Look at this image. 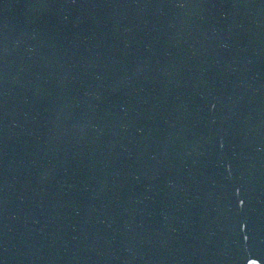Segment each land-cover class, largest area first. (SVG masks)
<instances>
[{"label": "water", "instance_id": "1", "mask_svg": "<svg viewBox=\"0 0 264 264\" xmlns=\"http://www.w3.org/2000/svg\"><path fill=\"white\" fill-rule=\"evenodd\" d=\"M0 264H264V0H0Z\"/></svg>", "mask_w": 264, "mask_h": 264}]
</instances>
